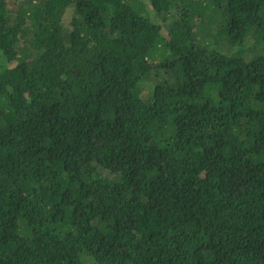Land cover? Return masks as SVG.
Listing matches in <instances>:
<instances>
[{"label": "trees", "instance_id": "1", "mask_svg": "<svg viewBox=\"0 0 264 264\" xmlns=\"http://www.w3.org/2000/svg\"><path fill=\"white\" fill-rule=\"evenodd\" d=\"M0 264H264V0H0Z\"/></svg>", "mask_w": 264, "mask_h": 264}]
</instances>
